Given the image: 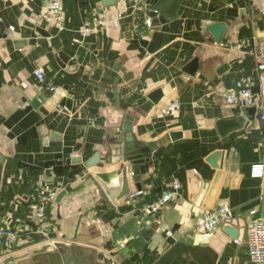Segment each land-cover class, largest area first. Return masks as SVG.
Segmentation results:
<instances>
[{
  "label": "crops",
  "instance_id": "crops-1",
  "mask_svg": "<svg viewBox=\"0 0 264 264\" xmlns=\"http://www.w3.org/2000/svg\"><path fill=\"white\" fill-rule=\"evenodd\" d=\"M50 1L0 0V222L23 232L0 264H51L52 252L64 256L61 264H105L98 252L108 264H257L246 225L264 214V176L251 174L253 163L264 164V120L256 106L250 115L252 106L226 95L237 77L257 81L264 0H179L174 15H149L146 5L156 0H141L139 11L132 9L139 0H58L62 20L43 8ZM96 5L106 22L82 35ZM213 21L226 22L220 41L207 27ZM240 37L250 42L229 47ZM38 67L56 91L38 83ZM173 100L178 108L166 112ZM125 114L133 137L149 147V169L142 189L114 204L92 171L117 165L106 157ZM229 118L239 125L221 132L217 121ZM175 179L181 186L172 199L157 212L141 209ZM35 183L54 191L43 220L28 204ZM221 203L233 217L195 230L196 217Z\"/></svg>",
  "mask_w": 264,
  "mask_h": 264
},
{
  "label": "built area",
  "instance_id": "built-area-1",
  "mask_svg": "<svg viewBox=\"0 0 264 264\" xmlns=\"http://www.w3.org/2000/svg\"><path fill=\"white\" fill-rule=\"evenodd\" d=\"M144 2L139 0L132 5L134 11L144 9ZM43 8L49 12H55L60 20L63 19L64 13L58 0H52L43 5ZM106 22V15L101 5L94 6L84 18L80 32L82 35L100 28ZM144 23L147 26L151 25V18L146 16ZM13 29V25L9 26V30ZM249 37H240L229 47H242L249 43ZM258 70L257 81L250 76H240L233 80L232 85L228 88L226 100L229 103L238 104L240 106L255 105L258 110L259 117L264 120V39L260 44V51L256 64ZM34 74L39 84L47 91H56L58 85L53 79L47 77L42 68L34 69ZM258 84V92L254 91L253 87ZM257 95H260V101L257 103ZM179 106L178 100H173L165 107L166 112L174 111ZM264 146V140L262 141ZM263 162H256L251 165V174L254 176L262 175ZM181 183L178 180L168 181L166 189L154 200L142 205L141 209L147 212H157L161 206L168 202L177 190ZM53 188L44 184H33L28 197L29 207L34 215L39 220H43L47 216V209L53 197ZM256 209L252 208L250 213H255ZM233 217V209L228 203H221L216 207L205 209L198 215L194 222V229L199 232H209L214 230L220 223L225 222ZM23 234L19 229L8 226L6 223L0 222V254L10 253L19 238ZM167 234L171 235L172 231L167 230ZM246 237L248 242V251L250 258L257 264H264V216H255L251 218L246 225ZM237 241V239H235Z\"/></svg>",
  "mask_w": 264,
  "mask_h": 264
},
{
  "label": "water",
  "instance_id": "water-1",
  "mask_svg": "<svg viewBox=\"0 0 264 264\" xmlns=\"http://www.w3.org/2000/svg\"><path fill=\"white\" fill-rule=\"evenodd\" d=\"M113 0H104L105 3H111ZM179 0H156L153 3H148L146 5L147 13L149 15H154L158 12L165 13L168 15H174L177 9V5ZM208 29L214 36L217 41H220L222 38L223 31L226 27L225 21H213L208 24ZM39 30V28H37ZM193 64H197L196 57L189 62V66H193ZM228 66L227 63L221 67L222 69H226ZM193 70V69H191ZM96 74L99 72V68L95 70ZM254 91L258 92L259 86L255 84L253 87ZM161 93V90L156 88L150 93L152 99L157 98ZM41 95H38L36 98H40ZM35 102V101H34ZM255 105L249 107L250 115L254 110ZM124 121H122L119 126V131L117 133L116 138L113 143L108 145V155L106 157V161L108 163L117 162V165L111 169H98L93 170L92 175L96 178L99 186H101L105 192V195L114 203L118 204L121 199L133 196L141 190V174L145 173L149 169V155L148 150L149 147L141 144L137 141L133 135L131 134V117L129 114H125ZM217 125L221 132H224L228 127H232L235 125H239L238 118H229V119H220L217 121ZM99 152L96 151L94 154V161L88 162V165L94 164L98 161ZM92 159V160H93ZM264 176V172H263ZM130 180H132L135 184L134 189H132L130 185ZM61 192L58 193L57 197L60 196ZM263 210H264V201H263ZM264 216V214H263ZM154 230L153 227H149L148 229H142L140 231V236L134 241L132 246L134 248L137 247L136 244L141 243L145 239H148L150 233ZM226 230L231 236H236L237 229L234 226H227ZM142 245V243H141ZM140 245V246H141ZM136 246V247H135ZM48 246L43 245L42 250L46 249ZM195 248V247H194ZM197 248V247H196ZM138 249V247L136 248ZM32 252L37 253V249H32ZM192 254L198 258L200 261L207 263L204 259L198 256L195 253V249L191 250ZM97 257L99 259H103L105 264H108V258L103 255V253L98 252ZM48 260L51 264H61V261L64 260V256L61 258L56 255V253H48ZM13 257H8L6 261L12 260ZM62 259V260H61ZM210 264V263H207Z\"/></svg>",
  "mask_w": 264,
  "mask_h": 264
}]
</instances>
